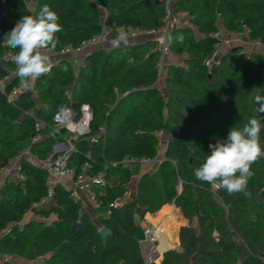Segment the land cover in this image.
Masks as SVG:
<instances>
[{
    "label": "trees",
    "instance_id": "obj_1",
    "mask_svg": "<svg viewBox=\"0 0 264 264\" xmlns=\"http://www.w3.org/2000/svg\"><path fill=\"white\" fill-rule=\"evenodd\" d=\"M44 4L58 13L62 25L54 54L81 47L104 27L114 36L122 27L156 30L167 15L160 0H35L31 7L27 0H7L8 12L0 18V80L16 71L14 64L2 61L12 52L4 35ZM172 5L192 28L171 34L170 54L183 62L168 66L164 92L157 85L161 56L148 38L117 49H91L78 68L60 59L34 82V93L22 92L13 101L8 97L21 84L18 75L0 90V179L2 170L27 149L45 159L66 136L64 130L55 133L54 116L66 108L79 113L84 104L93 115L90 132L74 142L67 169L77 175L87 163L93 174L106 168L109 184L95 191L107 209L125 199L136 178L133 198L95 224L60 183L47 203L33 210L48 197L50 173L22 161L24 178L0 186V257L35 264H145L139 245L144 231L135 217L143 221L146 214L174 204L189 224L180 230V251H167L160 264H264V158L251 167L250 198L214 189L194 175L211 151L209 144L260 115L264 53L233 46L213 59L219 43L214 35L221 30L264 46V0H173ZM37 122L47 127L43 140L31 146ZM260 142L264 147V129ZM124 159L135 162L120 164ZM156 159L153 172H142L141 161ZM31 211L34 217L53 219L25 221ZM103 227L112 233L105 245L99 236Z\"/></svg>",
    "mask_w": 264,
    "mask_h": 264
},
{
    "label": "built area",
    "instance_id": "obj_2",
    "mask_svg": "<svg viewBox=\"0 0 264 264\" xmlns=\"http://www.w3.org/2000/svg\"><path fill=\"white\" fill-rule=\"evenodd\" d=\"M165 2L167 15L163 20V25L156 29L147 32H140L134 30H128V34L131 38V42H135L141 38H148L156 45V51L161 56V62L159 65V74L162 72L165 66V60L170 55L169 39L168 37L178 28L188 27L192 28L187 20L181 21L180 16L175 14L171 7V0H160ZM8 12L7 0H0V18L4 17ZM118 33V32H117ZM114 37L111 29L104 27L102 32L85 42L81 47L73 49L66 48L57 54L61 59H71L75 56H83L87 51L104 47L107 41ZM214 37L219 41L216 46V52L214 58L224 49L230 48V41L228 39L222 38V34L217 33ZM261 45L260 43H255ZM12 52H6L3 56V63H12L11 61ZM13 64V63H12ZM16 73V71H15ZM9 76L0 80V90L4 89V85L9 81ZM29 91V88H25L22 84L18 88L13 89L10 93L8 100L13 101L21 92ZM93 115L89 105H82L79 113L75 112L72 108H66L58 112L53 119L54 130L56 134H60L62 130L66 131V136L64 142L53 146L52 152L43 160L35 157L30 149L24 151L20 156L13 159L8 166H6L1 173L0 186H2L6 181H19L22 180L23 174L21 171V163L24 160L35 163L37 166L46 169L50 173V178L48 185L50 191L47 199L43 200L38 204L33 205V210L40 208L42 205L46 204L47 201L52 197V188L55 184L60 183L63 178L72 177L73 178V190L71 192V198L78 203L84 202V197L92 203L95 207L99 205L97 202L96 189H104L109 184L107 169L104 168L97 174L90 173V165L87 163L83 167V171L77 175L74 174L72 170L67 169V163L70 156L75 152L74 142L78 141L80 138L86 136L90 132V124ZM47 125L42 122H37L35 124L36 136L32 139L31 144L39 143L42 138V131L46 129ZM162 149V142H160V150ZM133 159H124L120 164L129 165L134 163ZM158 159L153 162L146 160L141 161L142 165H149L152 163H158ZM118 163L110 164L111 167H116ZM58 178V183L55 182L52 185V178ZM181 188V187H180ZM214 189H217L213 187ZM120 203V202H119ZM118 202L113 203L109 206L107 210V217L111 214L112 208H117ZM32 210V211H33ZM28 214H33V212ZM25 215V217H26ZM33 219L41 222H48L53 219H45L43 217H34ZM144 236L139 242L141 254L145 264H160L159 260L160 253L158 251L160 239L164 236L163 230L159 225L152 226L149 223H144ZM14 259L11 256L4 255L0 257V264H13Z\"/></svg>",
    "mask_w": 264,
    "mask_h": 264
},
{
    "label": "clouds",
    "instance_id": "obj_3",
    "mask_svg": "<svg viewBox=\"0 0 264 264\" xmlns=\"http://www.w3.org/2000/svg\"><path fill=\"white\" fill-rule=\"evenodd\" d=\"M61 31L58 13L44 4L38 12L23 15L4 35V45L12 50L11 61L25 88H30L38 78L51 71L52 54L59 44L57 34ZM168 39L171 41V36ZM176 40L182 43L183 37L178 36ZM107 43L117 49L128 46L131 38L122 27ZM127 62L131 64L134 60L129 57ZM257 102L260 103L256 110L259 117H251L242 128H231L226 139H217L215 143L209 144V155L194 170L197 180L223 189L229 195L241 193L250 198L247 186L254 175L251 167L257 160L264 158V147L260 142V134L264 129V116L261 115L264 113V102H260L259 97Z\"/></svg>",
    "mask_w": 264,
    "mask_h": 264
},
{
    "label": "rangeland",
    "instance_id": "obj_4",
    "mask_svg": "<svg viewBox=\"0 0 264 264\" xmlns=\"http://www.w3.org/2000/svg\"><path fill=\"white\" fill-rule=\"evenodd\" d=\"M172 1L173 0H171V7H172V10H173V5H172ZM105 12H103L102 11V16H104L103 14H104ZM179 16H180V19H181V21H184V20H186V15L185 14H178ZM222 38H224V39H228L229 41H230V44H229V47L230 48H232L233 46H242L243 47V49L247 52V53H250L251 51H257V49L258 50H260V49H262V53H264V46H262V45H258V44H254V45H252V43L251 42H248V41H245L244 40V36H242V35H234V36H226V37H224V36H222ZM230 48H227V49H224V50H222L214 59H213V61H218L219 59H220V57H221V55L226 51V50H228V49H230ZM72 62H73V64L75 65V67L76 68H78L79 66H81L82 65V61H83V59H82V56H75V57H73V58H71L70 59ZM182 58H179V57H175L174 55H172V54H170L169 56H168V58L165 60V66L163 67V69H162V72L160 73V77H159V80H158V87H160L162 90H163V92L165 91L164 89V79H165V77H166V73H167V70H168V65L170 66V65H180V64H182ZM163 145V144H162ZM157 168V163H152V164H149V165H143V167H142V172H145V171H147V172H153L155 169ZM55 182H56V180L54 179H52V185H54L55 184ZM135 187H136V178H134V181L130 184V186H129V190H130V192L128 193V195L125 197V199L124 200H122L120 203H125V202H128V201H130L132 198H133V196H134V190H135ZM180 189V188H179ZM118 205H119V202H118ZM91 210L90 211H92V208H90ZM93 213H95L94 214V223H96V224H98V219H99V215H104L105 214V209L104 208H100L99 210H98V212L96 213V210H95V212L93 211ZM147 217H148V215H145V219H147ZM31 218H33V214L31 213V214H28V216L26 215V217H25V221H29ZM163 222V221H162ZM161 222V223H162ZM160 224V223H159ZM163 224V223H162ZM162 224H161V226H162ZM167 236V235H166ZM173 248H174V246H173ZM173 248H171V249H173ZM171 249H168V250H171ZM162 260V259H161ZM13 264H35V263H33V262H28L27 260H25V261H22V260H14V262H13Z\"/></svg>",
    "mask_w": 264,
    "mask_h": 264
},
{
    "label": "crops",
    "instance_id": "obj_5",
    "mask_svg": "<svg viewBox=\"0 0 264 264\" xmlns=\"http://www.w3.org/2000/svg\"><path fill=\"white\" fill-rule=\"evenodd\" d=\"M33 2H35V0H27V3L30 5V7L31 6H33L32 4H33ZM104 12V11H103ZM104 16H102V19L104 20L105 18H106V14L104 13L103 14ZM221 34H222V36H224V37H226V36H234L233 34H229V33H227L226 31H224V30H221ZM139 42V41H138ZM255 43H252V45H254ZM111 47L108 45V43L104 46V47H101L100 49H110ZM112 49V48H111ZM257 52H260V53H262L263 51H262V49H260V50H258L257 49ZM61 58L60 57H58L57 56V54H52V60H53V63H55L56 61H58V60H60ZM183 61V60H182ZM169 66V65H168ZM17 74L14 72V73H12V74H10L9 75V81H7L6 82V84H8L10 81H11V79L14 77V76H16ZM5 84V85H6ZM33 85L29 88V91L28 92H30V93H34L33 92ZM22 93V92H21ZM33 97L35 98V94H33ZM43 138H44V136H43ZM43 138H42V140H43ZM41 140V141H42ZM40 143V142H39ZM38 144V143H37ZM33 145H36V144H33ZM57 145V144H56ZM31 146H32V144H31ZM53 180L55 179L56 180V183H58V178H56V177H53L52 178ZM60 184L61 185H63L64 186V188L65 189H67L68 191H70V192H72V190H73V178L72 177H66V178H63L61 181H60ZM135 189H136V187H135ZM181 191V188L179 189V192ZM129 192H130V190H129ZM133 193H135V190H134V192ZM82 205V211L83 212H87V213H89L90 214V216H91V218H92V220L94 221V214L95 213H93V211L95 212V210H96V213L98 212V210L101 208V206L100 205H98L97 207H95L94 205H92V203H90L85 197H84V202L81 204ZM120 205H123V203H119V206ZM166 206H168V207H172L173 208V211L171 212V214H170V216H166V218L165 219H167V218H174L178 223H180L181 224V226H180V228H179V230H178V233H177V238H178V241H177V243H175V245H174V248L173 249H171V250H178V251H180V238H179V235H180V230L183 228V227H186V226H188V224H189V222L184 218V216H183V214H182V212H181V210L180 209H178V208H176L175 207V205L174 204H171V205H166ZM165 207V206H164ZM90 208H92V211H90L91 209ZM105 209V214L104 215H99L100 217L99 218H101V217H107V208H104ZM159 212V211H158ZM157 212V213H158ZM157 213H155V214H146V215H148V217H151V218H155V216H156V214ZM33 218H31L30 220H32ZM99 220V219H98ZM144 223H149V224H151L152 226H157V225H155L154 223H152L148 218L147 219H145L144 218V220L143 221H140V224H138V225H140L142 228H144ZM96 224V223H95ZM161 225V223L159 224V226ZM160 245V244H159ZM162 259H163V257H162ZM16 260H22V261H25V259H16ZM28 262H30V261H28ZM161 262H162V260H161ZM31 263V262H30Z\"/></svg>",
    "mask_w": 264,
    "mask_h": 264
},
{
    "label": "bare ground",
    "instance_id": "obj_6",
    "mask_svg": "<svg viewBox=\"0 0 264 264\" xmlns=\"http://www.w3.org/2000/svg\"><path fill=\"white\" fill-rule=\"evenodd\" d=\"M173 211L172 207L165 206L163 207L155 216V218L147 217L152 223L155 225H159L162 221V226L160 225L161 229L163 230L164 236L160 239L159 245V260L161 261L163 253L168 249L173 248L175 243H177V233L181 226L174 218H166V216H170L171 212ZM167 235V236H166Z\"/></svg>",
    "mask_w": 264,
    "mask_h": 264
},
{
    "label": "water",
    "instance_id": "obj_7",
    "mask_svg": "<svg viewBox=\"0 0 264 264\" xmlns=\"http://www.w3.org/2000/svg\"><path fill=\"white\" fill-rule=\"evenodd\" d=\"M101 48V47H100ZM100 48H97V49H100ZM135 221H136V223L137 224H140V221H141V219H140V217L139 216H136L135 217ZM79 228H80V225H79ZM112 233H111V231L108 229V228H106V227H103V228H101L100 230H99V236H100V238H101V240H102V242H103V244L105 245L106 244V240H107V238L111 235ZM167 251H169V250H167ZM167 251H165L164 253H163V258H164V254L167 252ZM163 260V259H162Z\"/></svg>",
    "mask_w": 264,
    "mask_h": 264
}]
</instances>
